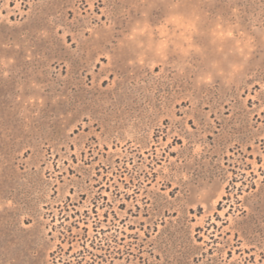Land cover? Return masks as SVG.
<instances>
[{
	"label": "rangeland",
	"instance_id": "rangeland-1",
	"mask_svg": "<svg viewBox=\"0 0 264 264\" xmlns=\"http://www.w3.org/2000/svg\"><path fill=\"white\" fill-rule=\"evenodd\" d=\"M0 59V264H264V0H0Z\"/></svg>",
	"mask_w": 264,
	"mask_h": 264
},
{
	"label": "clouds",
	"instance_id": "clouds-1",
	"mask_svg": "<svg viewBox=\"0 0 264 264\" xmlns=\"http://www.w3.org/2000/svg\"><path fill=\"white\" fill-rule=\"evenodd\" d=\"M228 35L232 36L233 35L232 31H229ZM235 42H236L237 49H238L240 55L243 56L245 60H247L248 55L251 52V45L253 43V38L251 36L246 35L244 32H240L238 34V36L236 37ZM0 63H3L4 66L7 67V65L9 63H11V60L10 59H6V60L5 59H0ZM231 67L233 69V72H235V71H238L239 69H241L243 67V64L232 65ZM230 75H231V73H230ZM202 79L205 80L204 77ZM209 79H210V77H209ZM41 103H42V100H41ZM199 150H200V146L196 145L195 148H194V151L198 152ZM206 194H207L206 191H201L198 194V197L199 198H203L204 196H206ZM7 203H10V202H7ZM2 206L3 205H0V207H2Z\"/></svg>",
	"mask_w": 264,
	"mask_h": 264
},
{
	"label": "snow or ice",
	"instance_id": "snow-or-ice-1",
	"mask_svg": "<svg viewBox=\"0 0 264 264\" xmlns=\"http://www.w3.org/2000/svg\"><path fill=\"white\" fill-rule=\"evenodd\" d=\"M67 40H68L69 42H71V41H72V37H71V36H68V37H67ZM189 124H190L193 128H195V124H194L193 121H189ZM185 135H187V133H185ZM173 155H175V153H173ZM254 187H255V186H254ZM173 194H175V190H173ZM193 194L195 195V190H194ZM105 199H107V197H105ZM7 202H10V203H7V206H9V207H13V206H14V205L12 204V201H11L10 199H8ZM190 202H195V201H190ZM206 202H209V203H210V200H209V201H206ZM121 207H123V205H121ZM94 211H95V210H94ZM113 215H115V213H113ZM104 218H105V219L107 218V214H105V217H104ZM84 231L86 232L87 229L85 228Z\"/></svg>",
	"mask_w": 264,
	"mask_h": 264
}]
</instances>
